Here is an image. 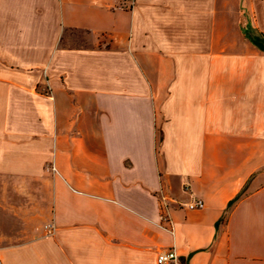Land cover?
Here are the masks:
<instances>
[{
	"label": "crops",
	"instance_id": "crops-1",
	"mask_svg": "<svg viewBox=\"0 0 264 264\" xmlns=\"http://www.w3.org/2000/svg\"><path fill=\"white\" fill-rule=\"evenodd\" d=\"M256 38L264 0H0V264H264Z\"/></svg>",
	"mask_w": 264,
	"mask_h": 264
},
{
	"label": "rangeland",
	"instance_id": "rangeland-1",
	"mask_svg": "<svg viewBox=\"0 0 264 264\" xmlns=\"http://www.w3.org/2000/svg\"><path fill=\"white\" fill-rule=\"evenodd\" d=\"M11 25L14 27H18L17 23H11ZM55 26H52V28L54 29ZM49 29H51L49 27ZM52 32V31H51ZM50 33V32H49ZM8 42V41H7ZM12 42H15L18 45H21V47L19 49H17V53L19 54V56L23 59L21 62H27L28 59H32V60H38L40 61V51L38 49H34V48H30L28 46H26V44H31V43H39L40 41L38 40H31V41H22V40H14ZM42 42H46L47 47L50 48V45L52 44L53 40H46V41H42ZM104 41H97L95 37L91 36L90 34L83 32V31H77V30H67L65 32V34L63 35V39H61L59 41V49H83V50H104L105 47L103 45ZM45 56L44 54L41 56L43 57ZM81 59L82 63H86V61L84 60L83 56H79ZM49 62H52V60L54 59L53 56L49 55V57L47 58ZM47 61V62H48ZM91 61V60H90ZM96 61V59H95ZM56 60L53 61L52 66H48L47 69H50V67L52 68V72L55 73V70L57 68L56 65ZM51 70H49V74H47V77L50 78V75H52V73L50 72ZM53 76V75H52ZM157 142L158 144L161 143V141L163 140V136L162 134H159L157 137ZM18 204L21 203V201H16ZM5 230L3 229V231H6V227H4ZM9 231V230H8Z\"/></svg>",
	"mask_w": 264,
	"mask_h": 264
},
{
	"label": "built area",
	"instance_id": "built-area-1",
	"mask_svg": "<svg viewBox=\"0 0 264 264\" xmlns=\"http://www.w3.org/2000/svg\"><path fill=\"white\" fill-rule=\"evenodd\" d=\"M131 4L135 2V0H128ZM191 209H196V208H203L204 207V202L203 201H197L192 203L189 206ZM47 228L49 230H54L53 225H48ZM158 261L160 264H176L178 261V255L175 250H163L159 254Z\"/></svg>",
	"mask_w": 264,
	"mask_h": 264
},
{
	"label": "trees",
	"instance_id": "trees-1",
	"mask_svg": "<svg viewBox=\"0 0 264 264\" xmlns=\"http://www.w3.org/2000/svg\"><path fill=\"white\" fill-rule=\"evenodd\" d=\"M254 42L257 46L264 50V43L259 38L254 39Z\"/></svg>",
	"mask_w": 264,
	"mask_h": 264
}]
</instances>
